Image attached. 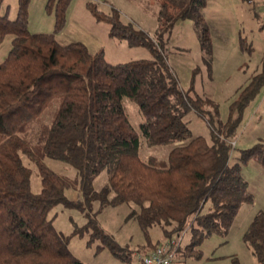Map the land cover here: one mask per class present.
Returning <instances> with one entry per match:
<instances>
[{
    "label": "trees",
    "instance_id": "trees-1",
    "mask_svg": "<svg viewBox=\"0 0 264 264\" xmlns=\"http://www.w3.org/2000/svg\"><path fill=\"white\" fill-rule=\"evenodd\" d=\"M3 1L0 46L11 39L0 63V264H84L68 247L78 230L57 232L47 214L57 204L90 212L96 200L101 207L134 204L130 215L149 247L151 227L160 226L164 239L190 231L189 243L178 254L200 257L196 246L211 234H226L239 207L253 201L241 165L253 159L264 167L263 143L229 163L242 112L264 86V51L260 71L241 89L222 122L214 104L213 110L205 109L209 100L190 96L192 89L181 90L165 56L167 33L186 20L198 30L201 50L210 53L201 15L204 0H160L154 39L122 23L115 11H93L97 21L110 24L109 37L145 47L152 55L118 64L106 62L102 52L90 54L79 42L57 41L72 0H45L46 12L54 17L49 34L28 31L30 0H17L14 20L7 11L1 13ZM124 97L138 107L139 129L148 146L174 145L166 159L139 158V138L123 110ZM186 110L206 121L209 142L191 134L183 120ZM45 159L73 168L77 179L56 174ZM24 160L38 172V194L31 191V170ZM104 169L108 183L96 191L93 181ZM73 187L80 193L76 200L65 194ZM85 215L90 237L101 239L113 259L129 260V251ZM242 240L256 264H264V212L254 215ZM231 264L240 263L232 258Z\"/></svg>",
    "mask_w": 264,
    "mask_h": 264
},
{
    "label": "rangeland",
    "instance_id": "rangeland-1",
    "mask_svg": "<svg viewBox=\"0 0 264 264\" xmlns=\"http://www.w3.org/2000/svg\"><path fill=\"white\" fill-rule=\"evenodd\" d=\"M159 3L160 0H72L67 9L65 26L56 36L57 41L62 45L79 42L90 54L102 52L105 61L110 64L151 59L152 55L145 47H131L124 40L109 37L110 24L97 21L93 11L103 14L115 11L122 23L131 24L154 39L159 28ZM260 3L261 0H204L201 15L208 29L209 54L201 50L199 32L193 22L177 21L167 33L165 56L179 87L185 92L192 89L190 96L198 95L209 100L205 109L211 111L215 107L222 122L227 120L241 89L248 84L252 75L260 71L264 51ZM6 11L9 19L14 20L17 0H4L1 13ZM27 28L31 34L52 33L54 17L46 12L45 0H30ZM10 39L6 37L0 46V63L8 54ZM122 106L139 138V158L142 161H147L149 157L166 159L174 145L148 146L139 129L142 116L137 105L124 97ZM183 120L193 136L210 141V128L202 117L192 110H186ZM231 143L230 164L238 161L242 151L257 143L264 144V86L244 108ZM24 163L31 170V191L38 194L41 189L38 172L26 160ZM44 163L71 182L77 179L76 171L66 164L51 159H45ZM240 173L248 184L252 203L239 207L226 234H211L196 246L200 257L182 256L176 251L174 264H231L232 258H237L240 264H256L242 236L254 215L258 211L264 212V167L251 159L241 165ZM107 183L108 174L104 169L97 174L93 187L100 191ZM65 194L72 200L80 197L76 187ZM134 208L136 206L132 203L101 207L100 200H96L90 212H85L57 204L48 212L47 218L54 229L63 235L78 230L70 238L68 247L84 264H140L139 257L167 239H164L160 226L151 227L148 231L150 244H156L151 249L136 218L130 215ZM85 213L96 220L105 235L129 251V260L113 259L101 239L90 237V229L84 228L88 221ZM178 239L180 247L184 248L189 243L190 231L182 232Z\"/></svg>",
    "mask_w": 264,
    "mask_h": 264
},
{
    "label": "built area",
    "instance_id": "built-area-1",
    "mask_svg": "<svg viewBox=\"0 0 264 264\" xmlns=\"http://www.w3.org/2000/svg\"><path fill=\"white\" fill-rule=\"evenodd\" d=\"M260 11L264 28V0H261ZM179 242L178 236L171 237L155 247L151 252L139 257L138 260L140 264H174L176 251L180 247Z\"/></svg>",
    "mask_w": 264,
    "mask_h": 264
},
{
    "label": "crops",
    "instance_id": "crops-1",
    "mask_svg": "<svg viewBox=\"0 0 264 264\" xmlns=\"http://www.w3.org/2000/svg\"><path fill=\"white\" fill-rule=\"evenodd\" d=\"M175 263V262H174Z\"/></svg>",
    "mask_w": 264,
    "mask_h": 264
}]
</instances>
